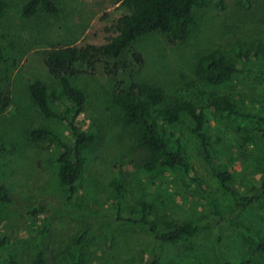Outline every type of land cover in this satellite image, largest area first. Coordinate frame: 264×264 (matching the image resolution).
Wrapping results in <instances>:
<instances>
[{"label": "rangeland", "instance_id": "1", "mask_svg": "<svg viewBox=\"0 0 264 264\" xmlns=\"http://www.w3.org/2000/svg\"><path fill=\"white\" fill-rule=\"evenodd\" d=\"M4 1L0 90L11 94L12 103L0 110V264H36L40 252L44 264H141L149 258L161 264H219L223 259L264 264V197L244 208L233 200L253 194L255 181L264 178V137L240 146L231 124L248 127L255 122L220 119L208 107L213 94H227L264 116V72L258 70L264 67L255 66L249 75L220 85L202 82L195 74L198 58L214 50L235 55L261 47L264 55V0H208L194 9L195 24L186 40L172 44L164 34L152 33L121 55L119 64L125 67L109 73L99 62L93 73L72 78L86 94L79 131L96 135L83 148L79 191L73 197L60 181L58 163L63 146L73 147V131L65 122L44 116L28 87L44 80L51 106L60 110L58 98L64 93L48 72L46 52L60 45H103L116 34L125 8L117 0H55L59 13L25 18L22 7L27 0ZM133 51L142 54V63ZM133 80L160 87L163 105L190 100L203 107L211 135L218 133L222 139L213 142V153L231 181V191H222L198 139L187 131L182 141L195 180L143 170L147 151L138 144L135 128L122 124L121 109L113 102L115 86ZM42 127L63 143L34 138L32 131ZM115 180L125 187L124 216L139 201L151 198L159 222H198L205 230L187 241L166 243L146 227L123 224L113 206ZM212 194L220 212L210 201Z\"/></svg>", "mask_w": 264, "mask_h": 264}, {"label": "trees", "instance_id": "2", "mask_svg": "<svg viewBox=\"0 0 264 264\" xmlns=\"http://www.w3.org/2000/svg\"><path fill=\"white\" fill-rule=\"evenodd\" d=\"M207 2L208 0H117L116 3L125 8V13L119 19L116 34L106 43L60 45L46 52L44 62L48 72L59 80L64 93L63 98L57 97L61 109L56 110L51 106L48 86L44 80L33 81L29 84L28 90L44 116L65 122L73 131L72 149L63 146L58 157L59 178L66 186L70 197L79 191L78 182L84 163L83 148L96 139L93 133L84 134L79 131L78 120L86 111V94L84 90L74 85L72 78L93 73L97 70L99 62H104V68L109 73L125 67L126 64H119L121 55L126 50L133 49L134 43L143 36L162 33L172 44L186 40L195 24L194 9L204 7ZM5 6V1L0 0V13ZM59 11L55 0H27L22 7V16L30 18L40 12L57 14ZM133 57L137 62H143L141 53L133 51ZM4 58L5 51L0 45V60ZM108 60H112L113 65ZM110 64L112 67L108 69ZM255 66L264 67L261 47L239 51L235 55L214 50L198 58L195 74L202 82L220 85L249 75ZM258 70L264 72L260 68ZM163 100L161 88L145 81L133 80L123 87L118 84L113 92V102L122 112V124L135 128L138 144L147 151L143 159V170L155 174L168 171L195 180L191 176L192 163L182 141L183 132L187 131L198 139L201 152L210 164L222 191H231L233 187L231 181L227 179L213 153V142L222 139L218 133L211 135L203 107L190 100L163 105ZM11 103V94L0 90V110H5ZM208 107L213 114H218L220 119L240 117L255 122V125L248 127L231 124L236 130V140L240 146L252 142L257 137H264V116L251 111L242 99H235L227 94H213L208 101ZM32 135L34 138L48 139L52 143H63L59 135L46 127L34 129ZM155 174L152 177H155ZM199 185L202 188V185ZM111 186L117 220L123 224L146 227L159 241L166 243L187 241L201 234L206 228L204 224L198 222L170 218L159 222L152 213L155 204L151 198L139 201L137 206L130 210V215L124 216L122 201L125 187L120 180H115ZM252 189L253 194L233 197L236 207H247L264 197V178L257 179ZM202 191L210 193L206 189ZM209 198L215 209L220 212L218 198L214 194ZM82 239L83 235L80 236V240ZM35 262L44 264L42 252L38 253ZM251 263L254 262L250 260L242 262ZM141 264L161 263L158 259L149 258ZM219 264L233 263L223 259Z\"/></svg>", "mask_w": 264, "mask_h": 264}]
</instances>
